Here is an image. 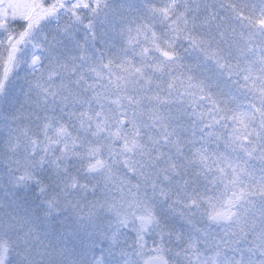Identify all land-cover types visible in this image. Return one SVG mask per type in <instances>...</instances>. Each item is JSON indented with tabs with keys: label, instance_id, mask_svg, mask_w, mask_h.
Masks as SVG:
<instances>
[{
	"label": "snow or ice",
	"instance_id": "1",
	"mask_svg": "<svg viewBox=\"0 0 264 264\" xmlns=\"http://www.w3.org/2000/svg\"><path fill=\"white\" fill-rule=\"evenodd\" d=\"M0 264H264V0H0Z\"/></svg>",
	"mask_w": 264,
	"mask_h": 264
}]
</instances>
